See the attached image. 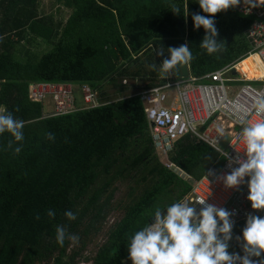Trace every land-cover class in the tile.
<instances>
[{"label":"trees","instance_id":"obj_1","mask_svg":"<svg viewBox=\"0 0 264 264\" xmlns=\"http://www.w3.org/2000/svg\"><path fill=\"white\" fill-rule=\"evenodd\" d=\"M53 1L70 10L64 23L40 13V0H0V106L24 122L18 154L8 147L10 135L0 134V264H76L86 251L85 241L100 231L111 211L114 184L129 178L134 182L130 194L143 187L121 208V217L91 259L92 264H124L130 236L151 223L155 207L183 198L190 182L156 157L137 96L44 116L41 104L28 100L29 84H87L101 98L105 82L118 92L126 90L120 83L124 77L151 87L161 76L158 66L166 50L185 43L193 57L189 72L200 77L248 56L244 32L252 19L233 8L216 13V40L224 47L206 54L199 47L204 31L192 27V14L200 13L194 0H186L187 17L170 11L173 4L182 10L185 0ZM35 40L51 49L31 63L35 55L26 44ZM162 49L165 54L157 55ZM47 133L54 134L53 141ZM168 160L192 180L223 163L215 150L188 135L174 143ZM48 209L54 210L53 218L46 216ZM65 210L76 218L67 221ZM57 224L79 236L78 249L68 254L67 239L63 246L56 244ZM242 227L233 226L229 252Z\"/></svg>","mask_w":264,"mask_h":264},{"label":"built area","instance_id":"obj_2","mask_svg":"<svg viewBox=\"0 0 264 264\" xmlns=\"http://www.w3.org/2000/svg\"><path fill=\"white\" fill-rule=\"evenodd\" d=\"M256 4L249 7L238 2L233 9L237 14L252 19L244 32L250 45L248 55H258L264 63V0H256ZM236 64H230L200 77L192 76L189 70L188 76L183 78H175L169 73L165 78L159 76L151 87L145 86L138 78L124 77L120 83L127 87L133 85L131 87L135 93L128 97L139 98L153 149L162 165L180 178L189 180L191 184L190 191L178 202L188 203L198 211L202 207L199 201L205 199V203L222 207L232 213L230 219L233 226H243L247 215H264V210L250 209L245 199L247 178L241 185L226 188L223 185V177L237 166L235 163L237 158L243 157L242 142L237 140V133L243 126L241 118L248 122L261 118L251 109V104L257 95L264 96V81L252 85L250 82L257 81L245 80L237 71ZM232 69L237 71L236 75H231ZM79 88L83 106H78L73 88L67 83H31L28 86L27 97L31 102L41 104L43 108L51 104V108L43 113L44 116L65 115L108 103L102 101L99 90L87 84L79 85ZM235 105L246 109L247 114L238 111ZM186 135L215 150L223 159L221 166L211 168L206 175L197 180L190 179L174 166L168 160V156L174 143ZM224 137L228 141L224 147H220ZM161 159H166V162H162ZM241 245L239 234H234L230 253L242 255ZM93 255L84 251L76 264H92ZM253 259L256 261L264 259V253ZM124 264H131V261H125Z\"/></svg>","mask_w":264,"mask_h":264},{"label":"clouds","instance_id":"obj_3","mask_svg":"<svg viewBox=\"0 0 264 264\" xmlns=\"http://www.w3.org/2000/svg\"><path fill=\"white\" fill-rule=\"evenodd\" d=\"M256 6V0H194L200 13L191 16L193 30L200 28L204 35L199 47L206 54H216L223 50V43L217 42V31L214 24V15L237 3ZM173 15L187 17V2L183 9L172 5ZM165 54V50L157 51V55ZM192 52L188 44H181L166 50V58L159 64L162 78H165L178 66H184L192 60ZM152 67L157 65L152 64ZM189 69V68H188ZM238 111L247 110L235 105ZM251 109L260 119L252 122L241 118L240 131L237 140L242 142V158H237V164L223 177L226 188H234L245 183L247 195L245 197L251 210H264V96L253 98ZM24 122L15 118L12 112L0 106V134L8 133L11 140L8 147L13 155L21 150ZM49 141L54 140V134L47 133ZM201 208L185 202H174L167 206H157L151 212V223L136 230L129 238L127 245L128 259L131 264H257L253 257H260L264 253V215L249 214L245 217L239 240L242 242V255L228 251V241L232 238V213L213 204L199 201ZM163 210V214H162ZM54 210H46V216L53 218ZM63 216L67 221L76 218V213L65 210ZM39 219V214L34 216ZM76 244L79 236L69 233L66 226L57 224L54 230V240L57 245L63 246L65 240ZM264 264V261H259Z\"/></svg>","mask_w":264,"mask_h":264},{"label":"rangeland","instance_id":"obj_4","mask_svg":"<svg viewBox=\"0 0 264 264\" xmlns=\"http://www.w3.org/2000/svg\"><path fill=\"white\" fill-rule=\"evenodd\" d=\"M39 9L42 12V14H51L53 16L55 22H60V23H64L66 21L68 15L70 14L69 9L64 8V7H60L59 5L57 6V4H55V1H53V0H40ZM28 39L31 40V38H28ZM26 46H27V49L30 50V52H32V54L35 55V56L31 57V59H30L31 63H36L42 54H44L45 52H47L51 49V46L49 44H47L44 41L41 43L39 40L29 41L26 44ZM14 57L16 60H18L20 62H26L27 61L26 59L19 58L16 55H14ZM239 65H240V63L236 64V69L238 72H239ZM243 77H244V75H243ZM257 82L262 83V81H257ZM251 84L252 85H258V84H254V83H251ZM238 85H241V84H238ZM131 86H133V85L128 86L126 88V90H124L122 92H118L117 90H115L112 87V85L110 83L105 82L103 84V88H102L105 97L102 98V101L108 102V101H112V100H115L118 98H123V97L129 96L130 94L135 93V91H133ZM71 87L73 88L78 106H83V102L81 100V93H80L79 85L78 84H71ZM50 108H51V104H49L47 106L45 105L44 108L42 109L43 113H46L48 111V109H50ZM227 141H228V139L226 137H224L220 143V147H224L226 145ZM155 155L158 158L156 153H155ZM161 161L166 162V159L165 160L161 159ZM188 181L189 180H187V182ZM133 183L134 182L128 178V179H123L121 181H117L114 184L113 187H114L115 191L113 194V199L111 201V211L108 214V217L106 218V220L101 225L100 231L96 235H91L89 237V239L87 241H85V248L86 249L85 248L84 249L87 251V253H89V255H92L96 251L97 247L103 242L107 231L110 229V227L113 225V223L121 217V214H122L121 208L129 202V200L132 196L138 195V193L141 191L143 186L138 185L137 189L134 191L135 194L134 193L130 194V188L133 187ZM78 248H79L78 243H76V244L71 243L67 248V253L69 254L71 251H73L74 249H78Z\"/></svg>","mask_w":264,"mask_h":264},{"label":"bare ground","instance_id":"obj_5","mask_svg":"<svg viewBox=\"0 0 264 264\" xmlns=\"http://www.w3.org/2000/svg\"><path fill=\"white\" fill-rule=\"evenodd\" d=\"M239 63V72L245 80L264 81V63L258 55L250 54Z\"/></svg>","mask_w":264,"mask_h":264},{"label":"water","instance_id":"obj_6","mask_svg":"<svg viewBox=\"0 0 264 264\" xmlns=\"http://www.w3.org/2000/svg\"><path fill=\"white\" fill-rule=\"evenodd\" d=\"M179 70H176L175 68L171 71L173 76L175 78H183V77H187L188 76V65H184V66H178ZM231 75H236L237 71L232 69L230 71Z\"/></svg>","mask_w":264,"mask_h":264},{"label":"crops","instance_id":"obj_7","mask_svg":"<svg viewBox=\"0 0 264 264\" xmlns=\"http://www.w3.org/2000/svg\"><path fill=\"white\" fill-rule=\"evenodd\" d=\"M40 13H42V12L40 11Z\"/></svg>","mask_w":264,"mask_h":264}]
</instances>
